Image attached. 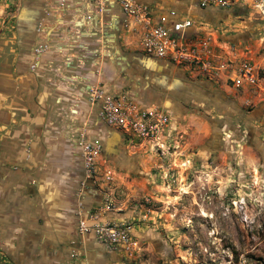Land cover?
Returning <instances> with one entry per match:
<instances>
[{
  "label": "rangeland",
  "instance_id": "1",
  "mask_svg": "<svg viewBox=\"0 0 264 264\" xmlns=\"http://www.w3.org/2000/svg\"><path fill=\"white\" fill-rule=\"evenodd\" d=\"M29 6V0H0L5 97L11 93L13 49L19 39H33L43 18L28 25L34 27L29 31L23 22ZM202 19L213 24L223 53L251 63L255 83L194 77L148 57L130 41H106L103 32L109 33L110 25L98 20L91 37L103 38L105 51L94 65L98 78L88 88L99 84L137 109H157L164 122L153 137L138 139L105 124L88 102L89 111L78 115L80 123L66 140L80 164V179L68 197L60 194L65 180L58 175L45 179V195H28L34 206L29 244L17 227L20 221L0 224V264H16L8 254L16 251L28 258L24 264H264V21L251 8ZM116 30L137 37L125 22ZM47 46L36 45L35 58ZM156 65H167L170 72ZM149 93L159 101L149 102ZM81 140L99 145L90 174ZM35 171L30 181L36 188ZM69 204L70 222L61 225ZM57 217L59 224L53 225ZM100 228L121 235L114 241L105 231L98 234ZM14 236L24 244L19 247Z\"/></svg>",
  "mask_w": 264,
  "mask_h": 264
},
{
  "label": "crops",
  "instance_id": "2",
  "mask_svg": "<svg viewBox=\"0 0 264 264\" xmlns=\"http://www.w3.org/2000/svg\"><path fill=\"white\" fill-rule=\"evenodd\" d=\"M29 1L32 6H29L27 15H23V22L27 21L25 26L29 31H34V27L28 25H34L43 14L41 25L31 34L33 39L17 41L11 63V93L5 97L3 91L0 92V224L3 227L7 223L12 227V222L14 225L15 220L20 221L17 227L24 231L23 239H27L28 244V232L33 225L30 217L33 204L28 195L35 191L45 195V179L58 175L65 180L59 183L60 194L68 197L81 177L80 164L66 145V140L67 132L80 123L77 122L81 120L80 114L90 109L86 90L98 78L93 72L94 65L105 51L104 39L91 37L95 29L93 25L98 20L107 21L103 24L110 25L109 33L103 32L106 41L112 38L109 42H113L119 38L122 43L130 41L139 49L137 37L123 31L117 32L119 24L124 23V16L110 0L101 5L96 0ZM139 1L178 11L186 10L185 6L169 0ZM37 8L40 10L37 11ZM39 44L48 46L35 58L33 49ZM50 161H55L59 167L56 168ZM45 163L54 172L48 171L47 175L43 167ZM34 170L38 172L35 174L39 184L36 188L30 181ZM8 178H11L10 182H6ZM70 207L69 204L61 225L70 222ZM3 218L10 221L6 222ZM58 220L57 217L53 225L56 222L58 225ZM17 244L20 247L24 241ZM8 254L16 264H24V260H28L24 253L20 257L18 251L15 255ZM48 258L55 260L50 255Z\"/></svg>",
  "mask_w": 264,
  "mask_h": 264
},
{
  "label": "built area",
  "instance_id": "3",
  "mask_svg": "<svg viewBox=\"0 0 264 264\" xmlns=\"http://www.w3.org/2000/svg\"><path fill=\"white\" fill-rule=\"evenodd\" d=\"M96 1L101 5L108 0ZM110 1L120 9L125 26L137 36L139 49L148 57L182 67L194 77H224L236 84L255 83L256 72L251 63L223 53L213 37L214 31L210 28L213 24L202 18L236 8H251L264 21V0H169L185 6V11L139 0ZM192 14L200 19L198 23ZM87 98L105 124L138 139L153 137L164 122L157 109H137L99 84L88 88ZM79 147L84 169L90 174L99 145L81 140ZM103 231L114 241L116 235H121L114 229L100 228L96 232L102 235Z\"/></svg>",
  "mask_w": 264,
  "mask_h": 264
},
{
  "label": "bare ground",
  "instance_id": "4",
  "mask_svg": "<svg viewBox=\"0 0 264 264\" xmlns=\"http://www.w3.org/2000/svg\"><path fill=\"white\" fill-rule=\"evenodd\" d=\"M167 70H169V71H167ZM164 71L166 72H170V68H167V65L165 66V68H164ZM179 83V82H178ZM178 87H180V88H183V86H184V84H182V83H179L178 85H177ZM174 87V86H173ZM183 90V89H182ZM191 92H193V89H191ZM190 92V95L192 96V97H194V95H192V93ZM149 99L150 100H148L149 102H155V101H159L158 99H156V98H152V95H151V93H149ZM158 96V95H157ZM153 100V101H152Z\"/></svg>",
  "mask_w": 264,
  "mask_h": 264
},
{
  "label": "flooded vegetation",
  "instance_id": "5",
  "mask_svg": "<svg viewBox=\"0 0 264 264\" xmlns=\"http://www.w3.org/2000/svg\"><path fill=\"white\" fill-rule=\"evenodd\" d=\"M154 67H156V69H158V70H160V71H163L164 69V67L162 66V65H156V66H154Z\"/></svg>",
  "mask_w": 264,
  "mask_h": 264
},
{
  "label": "trees",
  "instance_id": "6",
  "mask_svg": "<svg viewBox=\"0 0 264 264\" xmlns=\"http://www.w3.org/2000/svg\"><path fill=\"white\" fill-rule=\"evenodd\" d=\"M236 9H238V8H236ZM239 12H240V11H239ZM185 105H187L186 102H185Z\"/></svg>",
  "mask_w": 264,
  "mask_h": 264
}]
</instances>
